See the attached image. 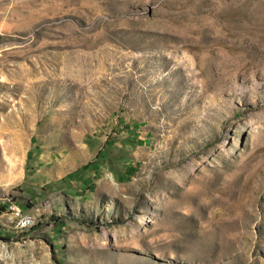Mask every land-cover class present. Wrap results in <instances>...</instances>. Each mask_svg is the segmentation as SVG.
<instances>
[{"label": "rangeland", "instance_id": "374dc122", "mask_svg": "<svg viewBox=\"0 0 264 264\" xmlns=\"http://www.w3.org/2000/svg\"><path fill=\"white\" fill-rule=\"evenodd\" d=\"M0 264H264V0H0Z\"/></svg>", "mask_w": 264, "mask_h": 264}, {"label": "built area", "instance_id": "2783aa9c", "mask_svg": "<svg viewBox=\"0 0 264 264\" xmlns=\"http://www.w3.org/2000/svg\"><path fill=\"white\" fill-rule=\"evenodd\" d=\"M6 209L10 212L11 220L17 229L29 227L34 224V219L30 214L24 213L20 206L12 201H8Z\"/></svg>", "mask_w": 264, "mask_h": 264}, {"label": "crops", "instance_id": "0c3cea01", "mask_svg": "<svg viewBox=\"0 0 264 264\" xmlns=\"http://www.w3.org/2000/svg\"><path fill=\"white\" fill-rule=\"evenodd\" d=\"M145 137H148V136H145Z\"/></svg>", "mask_w": 264, "mask_h": 264}]
</instances>
